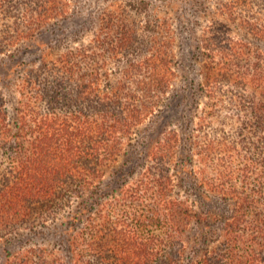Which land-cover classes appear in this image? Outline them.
<instances>
[{"label":"trees","instance_id":"16d2710c","mask_svg":"<svg viewBox=\"0 0 264 264\" xmlns=\"http://www.w3.org/2000/svg\"><path fill=\"white\" fill-rule=\"evenodd\" d=\"M137 4L147 3L104 9L94 44L53 60L42 53L24 69L12 114L0 97V264H264V50L251 51L234 38L214 45L210 30L197 45L212 52L202 60L209 115L221 104L213 95L220 81L250 91L241 99V121L251 143L232 140L231 150L202 143L197 134L181 136L169 123L183 106L171 90L175 55L140 34L145 25L129 16ZM249 5L258 15L241 18L235 2L225 4L231 13L223 16L225 26L236 23L264 41V0ZM67 6L65 0H0V13L20 11V21L35 24L38 35L46 18L67 19ZM31 33L17 29L15 40ZM3 38L0 52L7 56L2 45L14 37ZM149 38L152 45L138 59ZM109 58L120 65L116 73L107 68ZM151 118L160 119L156 138L137 140ZM184 139L192 147L186 154ZM235 153L242 164L230 157ZM189 181L201 189L192 201L183 191ZM221 201L224 207L214 206ZM45 237H57L59 249L52 238L43 243Z\"/></svg>","mask_w":264,"mask_h":264},{"label":"rangeland","instance_id":"374dc122","mask_svg":"<svg viewBox=\"0 0 264 264\" xmlns=\"http://www.w3.org/2000/svg\"><path fill=\"white\" fill-rule=\"evenodd\" d=\"M65 1L68 2V11H66L65 14L67 19L46 18L47 20L44 21V23L48 22L49 24H45V26L39 28L40 31L38 35L35 34V29L37 28L35 24H26L24 26V21H20V11L15 12L13 10L11 13H0V37H4L3 39L14 37L12 38L14 40H8L9 42L4 46L2 45L7 56L0 52V97L7 99L6 106L11 114L14 112L15 108L18 107L17 101L20 99L18 84L22 81L24 69L39 63L40 58H42V53L46 56V59L53 60L52 56L59 57L66 49L72 50V47H79L82 45V47H84L91 45L90 43L94 44L92 41L93 37L103 32L98 29H102V25L104 26L102 21H99V17H102L104 9H107L108 6L114 2L121 3V5L128 3V0ZM144 1L148 4L149 8H147V4H137L138 11L130 13V19L136 26L145 25V31L144 28L142 30L139 29L142 36H150L153 40L159 39V41L164 43V47L168 45L171 52L175 55L173 59V69L176 77L171 90L179 94L182 98L183 102L181 105L183 106L179 110V114L177 115L178 118H173V120L169 122L171 123L170 129L177 130L181 136L197 134L198 141H203L202 143L213 141L218 146L226 143L230 145L231 150L235 140H245L247 144H250L251 142H248L246 139L247 137L250 138L251 134L246 129L242 131L243 123L241 121L244 116H246L244 112L245 109H243L245 104H243L241 99L242 97H250V91L244 92L243 87L228 86L226 81H220L213 95L219 97L221 104L219 105L217 103L218 105L215 112L209 115L212 103L206 90L209 86L206 84L207 78L206 72L202 68V60L206 59L207 53L210 54L212 52L204 50L205 45L202 46L203 49L199 50L197 45L201 44L202 41L206 40L210 35L212 37L210 42L214 45H221L227 38H234L235 40L242 39L248 42L247 45L251 48V51L257 47H262L261 49L264 50V41H258L256 37L252 36L247 31V28L238 27L236 23L231 22L228 24L229 27L225 26L227 21L223 16L231 18V13L223 9L225 4L232 1L235 2L238 7L237 14H239L241 18H245L246 15H248V17L249 15H258L255 10L251 9L250 5L248 6V3L252 0ZM19 8L22 9V6ZM255 9L258 10V6ZM17 29L18 31H23L24 29L25 32L30 29L32 33L28 37L21 34L20 38L15 40ZM208 30L211 32L209 35L207 33ZM211 43H209V41L207 42V48L210 49L209 45H211ZM1 44H3V41ZM151 45L152 39L150 38L148 44H140L139 47H146L144 48V52L143 50L140 53L138 52L137 58H144V55H146L145 51ZM95 50L98 49L95 48ZM108 57H110V54H108ZM115 60V58H109L107 68L116 73L115 69L120 65H117ZM237 61H239L241 65H245L244 62H246L243 57H240ZM110 71L109 73L111 74ZM110 79L114 80L116 76L110 75ZM166 104L167 102L163 101L160 107L162 106L161 108H165ZM173 114L174 113H171L170 116ZM205 116H207L206 119L208 123L200 127L204 123L202 117ZM191 120H193L192 125ZM159 124L160 119H149V121H146L139 127L136 139L140 141L141 137L145 136H150L152 139H155ZM249 130H252V128L249 127ZM241 133L245 134V138H241ZM189 143L190 141L188 142L186 139L181 142L182 146L186 148V151L183 152L184 154L192 149ZM257 146H259V144H257ZM196 151H200V149H196ZM253 151L254 150H252V152ZM216 153V158L218 157L217 163H220L219 159L221 155L219 151ZM236 153H238V151ZM236 153L230 156L234 161H236L238 157ZM197 158L198 157H196V159ZM125 159V156L119 159L120 166H122ZM200 163L202 166L204 165V162L202 163L200 160L196 161L197 165ZM236 164H242L241 158L238 157ZM118 166V163L115 164V168ZM124 168L125 171H129L128 167ZM112 170L113 169H109L108 173H111ZM190 181L188 184H185L183 191L185 195L192 197L190 200L192 201L193 199H198L196 197H198L197 195L200 193L201 189L197 187L200 185L199 183L191 184ZM194 193H197L196 196ZM191 194L193 195L191 196ZM214 206L224 207L225 204L222 201L221 203L215 202ZM47 238L50 239L52 237H45V239ZM49 239L46 241L41 240L43 243H46ZM52 241L58 243L59 240H57L56 237L52 238ZM57 243L56 249H59V244Z\"/></svg>","mask_w":264,"mask_h":264}]
</instances>
